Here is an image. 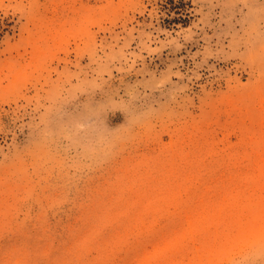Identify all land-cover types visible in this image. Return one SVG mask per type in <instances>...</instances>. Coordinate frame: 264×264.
I'll return each mask as SVG.
<instances>
[{"label":"rangeland","instance_id":"374dc122","mask_svg":"<svg viewBox=\"0 0 264 264\" xmlns=\"http://www.w3.org/2000/svg\"><path fill=\"white\" fill-rule=\"evenodd\" d=\"M184 1L0 0V264H264V0Z\"/></svg>","mask_w":264,"mask_h":264},{"label":"trees","instance_id":"16d2710c","mask_svg":"<svg viewBox=\"0 0 264 264\" xmlns=\"http://www.w3.org/2000/svg\"><path fill=\"white\" fill-rule=\"evenodd\" d=\"M158 4L166 14L164 22L168 25L177 22L183 23L188 16L186 12L187 3L184 0H158ZM171 13L176 15L170 16Z\"/></svg>","mask_w":264,"mask_h":264}]
</instances>
